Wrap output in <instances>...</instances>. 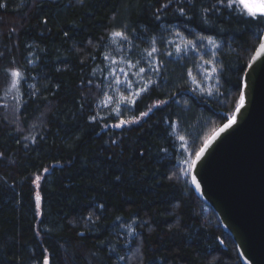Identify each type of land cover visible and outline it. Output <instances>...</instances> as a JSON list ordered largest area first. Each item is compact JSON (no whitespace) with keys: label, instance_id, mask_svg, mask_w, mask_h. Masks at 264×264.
I'll list each match as a JSON object with an SVG mask.
<instances>
[{"label":"trees","instance_id":"obj_1","mask_svg":"<svg viewBox=\"0 0 264 264\" xmlns=\"http://www.w3.org/2000/svg\"><path fill=\"white\" fill-rule=\"evenodd\" d=\"M0 5V264H241L189 174L238 105L264 22L216 0ZM118 31L157 68L101 117Z\"/></svg>","mask_w":264,"mask_h":264},{"label":"water","instance_id":"obj_2","mask_svg":"<svg viewBox=\"0 0 264 264\" xmlns=\"http://www.w3.org/2000/svg\"><path fill=\"white\" fill-rule=\"evenodd\" d=\"M241 91L243 107H236L207 139V147V141L202 145L197 153L203 148V154L199 159L195 155L189 179L195 195L234 242L241 264H264V51L259 44ZM233 117L235 122L220 132Z\"/></svg>","mask_w":264,"mask_h":264},{"label":"rangeland","instance_id":"obj_3","mask_svg":"<svg viewBox=\"0 0 264 264\" xmlns=\"http://www.w3.org/2000/svg\"><path fill=\"white\" fill-rule=\"evenodd\" d=\"M132 47L127 39L112 37V41L109 46V52L106 57V67L108 70L106 94L100 103L99 115L101 117L109 116V114H114L117 118L121 114V106L131 105L135 100L137 95L135 93H140L143 87L149 82L146 80V75L152 76L156 72L157 59L156 53L152 52L149 56L148 53L145 55L138 56L139 60L134 61V57L130 55L129 51ZM143 68L144 72L141 73L140 69ZM123 69V72L120 70ZM119 79L122 83L117 84L116 80ZM121 97H124L128 103H122ZM120 120L113 126L127 124L121 123ZM119 126V127H120ZM39 177V179H37ZM41 175L35 177L36 183L39 182Z\"/></svg>","mask_w":264,"mask_h":264},{"label":"snow or ice","instance_id":"obj_4","mask_svg":"<svg viewBox=\"0 0 264 264\" xmlns=\"http://www.w3.org/2000/svg\"><path fill=\"white\" fill-rule=\"evenodd\" d=\"M216 3L217 5L223 6L224 8L228 9L230 14L236 13L240 17H244V16L250 17L252 20H256L258 23L264 22V0H216ZM2 6L3 5H0V7ZM177 35H180V33H177ZM113 36L117 38L126 39V37H124L123 34L119 31L113 33ZM197 39L201 41L207 39L209 44L215 45V42L212 40L211 37H197ZM192 44H193L192 41L187 42V46H191ZM198 47L202 48L204 47V45L200 44L198 45ZM259 50L264 51V37L260 38ZM177 51H180V50L177 49ZM152 52H155V49H153ZM152 52H149L148 55L151 56ZM106 59H108V57H106ZM252 59L255 60L256 57L253 56ZM205 63H209V61H205ZM120 71L123 72V69H121ZM213 71H215V69H213ZM140 72L143 73L144 69L141 68ZM10 75L15 78V77H19L21 74L18 71L13 70L10 73ZM116 83L122 84V83H128V82L126 81L122 82L119 79H117ZM11 84H12V87L15 88L17 85V80L13 79L11 81ZM134 95H139V93L137 92ZM121 102L128 103V101L124 97H121ZM243 105H244V94H243V91H241L240 99H239L238 106H237V111H239V109L243 107ZM149 111H151V109H149ZM141 115H146V113H141ZM234 122H235V118L233 117L232 119L228 121V124H225L224 128L219 129V131L220 132L224 131L225 128L230 127L231 124H233ZM121 123H125V121H121ZM119 126L120 125H116V127H119ZM214 138L215 137H213V139ZM181 139L183 138L181 137ZM207 143H210V140L206 142L205 147H207ZM203 151L204 149L202 148L200 152L197 153V159H199L200 155L203 154ZM37 179H39V177H37ZM37 201H39V196H37Z\"/></svg>","mask_w":264,"mask_h":264}]
</instances>
